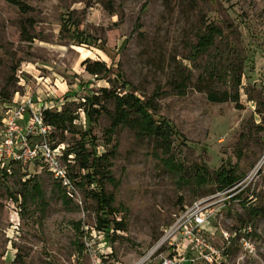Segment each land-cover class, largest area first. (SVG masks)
<instances>
[{
    "label": "rangeland",
    "instance_id": "374dc122",
    "mask_svg": "<svg viewBox=\"0 0 264 264\" xmlns=\"http://www.w3.org/2000/svg\"><path fill=\"white\" fill-rule=\"evenodd\" d=\"M22 2L25 11L0 0V135L16 103L74 113L68 131L49 126L47 139L76 183L83 171L65 153L78 151L84 133L95 138L97 155L111 153L102 185L115 212L109 219L123 231L99 234L86 186H74L69 197L40 164L0 159V264H92L88 250L104 264H134L155 251L174 215L202 200L210 212L205 236L223 254L216 264H264V217L250 215L264 210V0ZM205 35L211 45L195 55ZM95 62L106 72L88 75ZM102 88L152 102L154 124L164 120L179 135L170 137V149L181 177L162 165L157 138L138 137L131 127L108 137L109 115L87 127L86 98ZM221 93L238 100L207 98ZM106 108L112 114L114 103ZM231 166L239 181L219 190L214 173ZM182 253L162 246L149 264Z\"/></svg>",
    "mask_w": 264,
    "mask_h": 264
},
{
    "label": "trees",
    "instance_id": "16d2710c",
    "mask_svg": "<svg viewBox=\"0 0 264 264\" xmlns=\"http://www.w3.org/2000/svg\"><path fill=\"white\" fill-rule=\"evenodd\" d=\"M7 3L18 7L20 10L25 11L27 7L23 4L22 0H4ZM211 29V25L208 26ZM76 31L73 32V36H79ZM214 34V32H209ZM82 40V41H81ZM79 45H88V41L85 39H80ZM211 45V38L209 36H203L199 39L196 46L195 55L205 52V50ZM92 46V45H91ZM199 52V53H198ZM87 61L83 63L86 65ZM85 71L90 76H100L101 73L106 72L105 66L101 63L95 62L89 64L85 67ZM238 72L233 71L232 77L235 85H240V78L236 76ZM187 78H182L179 83L175 85L178 91L184 89ZM208 100L213 103H224L226 100L232 99L233 101L238 100V96L230 97L226 93H221L220 95L209 94ZM86 107L84 109V119L87 127H91L92 124L96 123V120L103 115H109L110 125L106 129V134L108 137L112 135L119 127H131L136 131L138 137L152 136L159 140L158 147L162 149V154L166 155L163 160L164 168L168 169L170 172L175 173L178 177H181L180 173H183L182 167L175 164V159L171 155V144L170 137L179 135L165 122L164 120L156 119L160 122L163 127L154 124V118L156 115H150L148 110L154 112L155 107L152 105L151 101L142 102L134 95L124 94L119 95L118 93L112 92L111 90L102 88L99 90V94L93 95L86 98ZM109 103H114V111L109 114L106 106ZM131 115L134 118H131ZM77 120V116L74 113L64 110L61 113L51 112L46 109L42 112V121L47 126H52L55 131L64 133L72 127L74 121ZM96 140L91 135L90 131H87L82 135L81 142L77 145L78 151L69 150L66 154H74L76 160L78 161L80 171H83V175L80 176L78 183L75 182V176L68 177L73 186H86V194L92 199L97 205V231L103 236L104 239L109 238L110 233L123 231V224L121 222H116L110 220L115 212L113 211L111 204L112 199L107 196L104 192L102 182L105 181V177L108 175V159L111 153H105L103 155H97L95 151ZM91 148V151L86 152L85 148ZM88 150V149H87ZM9 164H19L16 161L9 160ZM215 179L219 184V190H226L234 186L238 181L239 177L235 175V170L231 166L230 169L220 168L214 173ZM179 179V178H178ZM197 181H203V178L198 175L195 177ZM83 182V184H82ZM60 185V184H59ZM58 185V186H59ZM221 188V189H220ZM64 190V189H63ZM31 193L39 196V186L35 184L31 189ZM67 195V194H66ZM65 194L63 198L68 200ZM250 215L262 216L264 217V210L253 209L250 211Z\"/></svg>",
    "mask_w": 264,
    "mask_h": 264
},
{
    "label": "built area",
    "instance_id": "2783aa9c",
    "mask_svg": "<svg viewBox=\"0 0 264 264\" xmlns=\"http://www.w3.org/2000/svg\"><path fill=\"white\" fill-rule=\"evenodd\" d=\"M44 110L46 107L34 110L30 100L8 108L4 129L0 135V159L16 161L19 164H40L71 197L74 186L60 159V153L47 139L51 129L42 121ZM37 136L42 138V142L31 144V138ZM206 201H197L174 215L172 224L163 231L162 240L154 252L167 245L172 251H183L179 254L182 259L163 258L161 264H189L194 262L193 259L216 264L222 260V251L214 248L205 236V227L210 219V212L204 206ZM85 246L89 247L86 242ZM88 252L92 264H104L105 258L93 254L90 250ZM154 252L134 264H149ZM191 256L194 258H190Z\"/></svg>",
    "mask_w": 264,
    "mask_h": 264
}]
</instances>
